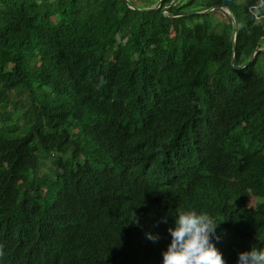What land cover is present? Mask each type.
Listing matches in <instances>:
<instances>
[{
	"label": "trees",
	"instance_id": "1",
	"mask_svg": "<svg viewBox=\"0 0 264 264\" xmlns=\"http://www.w3.org/2000/svg\"><path fill=\"white\" fill-rule=\"evenodd\" d=\"M139 1L0 0V264L264 249V0Z\"/></svg>",
	"mask_w": 264,
	"mask_h": 264
},
{
	"label": "clouds",
	"instance_id": "2",
	"mask_svg": "<svg viewBox=\"0 0 264 264\" xmlns=\"http://www.w3.org/2000/svg\"><path fill=\"white\" fill-rule=\"evenodd\" d=\"M161 222L167 223V218H162ZM220 224L204 212L178 213L174 226L168 228L171 242L163 253V264H225L211 242ZM147 239L155 242L158 237L147 234ZM237 264H264V249L252 247L250 251L239 253Z\"/></svg>",
	"mask_w": 264,
	"mask_h": 264
},
{
	"label": "rangeland",
	"instance_id": "3",
	"mask_svg": "<svg viewBox=\"0 0 264 264\" xmlns=\"http://www.w3.org/2000/svg\"><path fill=\"white\" fill-rule=\"evenodd\" d=\"M137 4L139 3L140 5H144V4H146V3H144L143 1H139V0H134ZM214 23L217 25V27H220V26H222L224 23H226V19H225V17L224 16H222L221 14H216V16H214ZM21 123V122H20ZM40 171H42V172H46L47 170H46V167L45 166H43L42 168H41V170ZM257 202V199H255V198H252L251 200H250V204H252V205H254L255 203Z\"/></svg>",
	"mask_w": 264,
	"mask_h": 264
},
{
	"label": "water",
	"instance_id": "4",
	"mask_svg": "<svg viewBox=\"0 0 264 264\" xmlns=\"http://www.w3.org/2000/svg\"><path fill=\"white\" fill-rule=\"evenodd\" d=\"M125 1H127V0H125ZM161 2H162V0H158V2H157V6H159L160 4H161ZM212 9V8H211ZM190 13H192V12H186V14H190ZM236 27H237V25H236V21L233 19V34L235 33V31H236Z\"/></svg>",
	"mask_w": 264,
	"mask_h": 264
}]
</instances>
